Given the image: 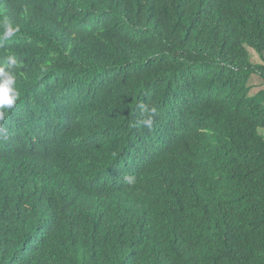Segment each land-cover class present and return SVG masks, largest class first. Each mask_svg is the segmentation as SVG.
<instances>
[{"label":"trees","instance_id":"trees-1","mask_svg":"<svg viewBox=\"0 0 264 264\" xmlns=\"http://www.w3.org/2000/svg\"><path fill=\"white\" fill-rule=\"evenodd\" d=\"M0 67V264H264V0H0Z\"/></svg>","mask_w":264,"mask_h":264},{"label":"clouds","instance_id":"clouds-1","mask_svg":"<svg viewBox=\"0 0 264 264\" xmlns=\"http://www.w3.org/2000/svg\"><path fill=\"white\" fill-rule=\"evenodd\" d=\"M3 28L4 31L2 33V37L5 40L13 37L19 30L17 27H13V25L8 21L4 22ZM0 77H2V80H0V119H3L5 115L4 110L11 109L15 106L18 93L13 87L15 78L12 74L5 72L4 68L0 67ZM143 124L146 127L151 128V118L145 119Z\"/></svg>","mask_w":264,"mask_h":264},{"label":"rangeland","instance_id":"rangeland-1","mask_svg":"<svg viewBox=\"0 0 264 264\" xmlns=\"http://www.w3.org/2000/svg\"><path fill=\"white\" fill-rule=\"evenodd\" d=\"M250 52L252 54V60L255 63H261V58L256 53V51L253 50L252 48H250ZM250 84H252L254 86V88L252 89V93H257L258 91H261L262 89H264V81L257 74H254L251 77ZM260 132L264 135V128L260 129Z\"/></svg>","mask_w":264,"mask_h":264},{"label":"bare ground","instance_id":"bare-ground-1","mask_svg":"<svg viewBox=\"0 0 264 264\" xmlns=\"http://www.w3.org/2000/svg\"><path fill=\"white\" fill-rule=\"evenodd\" d=\"M136 141H137V140H136ZM138 143H139V142H138ZM135 144H136V143H135ZM135 144H134V145H135ZM136 145H137V144H136ZM141 167H142V166H141ZM143 167H144V166H143ZM143 167H142V168H143ZM142 168H140V169H142ZM1 170H2V169H1ZM2 182H3V181H2Z\"/></svg>","mask_w":264,"mask_h":264}]
</instances>
